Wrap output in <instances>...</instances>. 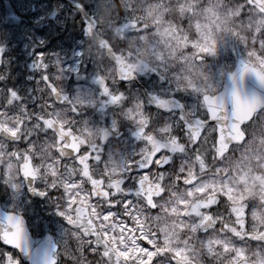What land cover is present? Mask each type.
I'll return each mask as SVG.
<instances>
[{"label": "snow or ice", "instance_id": "obj_1", "mask_svg": "<svg viewBox=\"0 0 264 264\" xmlns=\"http://www.w3.org/2000/svg\"><path fill=\"white\" fill-rule=\"evenodd\" d=\"M0 198V264H264V0H12Z\"/></svg>", "mask_w": 264, "mask_h": 264}, {"label": "rangeland", "instance_id": "obj_2", "mask_svg": "<svg viewBox=\"0 0 264 264\" xmlns=\"http://www.w3.org/2000/svg\"><path fill=\"white\" fill-rule=\"evenodd\" d=\"M6 4L2 2V0H0V3L3 4V8L0 5V11H2L9 3L12 2V0H5ZM97 3H103V0H96Z\"/></svg>", "mask_w": 264, "mask_h": 264}, {"label": "flooded vegetation", "instance_id": "obj_3", "mask_svg": "<svg viewBox=\"0 0 264 264\" xmlns=\"http://www.w3.org/2000/svg\"><path fill=\"white\" fill-rule=\"evenodd\" d=\"M70 242H72V241L70 240Z\"/></svg>", "mask_w": 264, "mask_h": 264}]
</instances>
